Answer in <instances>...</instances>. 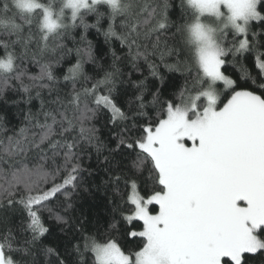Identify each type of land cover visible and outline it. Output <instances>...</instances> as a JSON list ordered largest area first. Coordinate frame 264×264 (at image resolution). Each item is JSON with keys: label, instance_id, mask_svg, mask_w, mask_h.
I'll return each mask as SVG.
<instances>
[{"label": "snow or ice", "instance_id": "1", "mask_svg": "<svg viewBox=\"0 0 264 264\" xmlns=\"http://www.w3.org/2000/svg\"><path fill=\"white\" fill-rule=\"evenodd\" d=\"M172 6L63 0L56 13L51 3L0 0V101L13 91L12 104L36 99L41 109L0 154V264H264V0H180V20ZM89 29L108 45L107 68ZM156 55L182 85L166 80ZM229 62L243 84L222 71ZM91 189L113 191L105 215L75 207ZM133 222L141 228L125 227Z\"/></svg>", "mask_w": 264, "mask_h": 264}, {"label": "trees", "instance_id": "2", "mask_svg": "<svg viewBox=\"0 0 264 264\" xmlns=\"http://www.w3.org/2000/svg\"><path fill=\"white\" fill-rule=\"evenodd\" d=\"M43 2L48 3V0H43ZM60 0H56V5H59ZM147 2L151 5H155L156 0H147ZM134 3L139 6L144 3V0H134ZM172 7L169 9L170 16L173 20H180V0H171ZM103 11H107V6H103L101 9ZM136 10H139V7H137ZM67 12V11H66ZM141 15H145L143 12H141ZM67 16L70 17V13H67ZM86 22L88 23H95V16L92 14H89L84 17ZM65 22H70V19H66ZM104 27L107 28V21L104 22ZM83 33V29H76L74 32V35H76V39L79 40L80 34ZM171 36V33L168 34ZM87 37L89 40L93 42V44L96 46V55L99 59V62L101 65L104 66V68H107L108 64L111 63V55L106 54L108 50V45L104 42V37L97 33L94 29H89L87 33ZM180 37L177 36L175 41H169L170 44H179ZM65 43H67L68 47H72V42L70 40H66ZM141 45L149 44L148 41H144L141 39L140 41ZM112 47L115 48L119 55L126 58V66L128 69L131 68V65L127 63L128 60L131 59L130 56H128V48L125 46L121 48L120 42L117 40H114L112 43ZM150 47V44H149ZM2 49H0V54H2ZM133 54H135V47L133 48ZM140 51H143V47H141ZM182 58H188V53H185L184 57ZM152 62H155L159 65V70L162 75L166 77V80H171L173 83H175L177 86L182 85L184 83V78L181 75V73L178 72H170L167 68L164 67V64L160 62L159 55H156L154 57L150 58ZM165 61L169 64L175 62V57L173 56H167L165 55ZM76 62V55L75 52L68 57L66 60H64L61 64V66L57 69V75L61 78L64 74L67 73L68 68H70L72 65H74ZM250 69H252V63L251 61L245 62ZM138 64L140 66L141 72L144 75H147L148 73V64L143 60L140 59L138 61ZM238 65H233L231 62L226 64L222 71H225L226 75H229L233 79H237L239 83L243 84V81H239V70ZM85 68L89 75H95L96 78H99L102 75V71L100 68L95 67L94 65H85ZM29 71L33 74L38 72V68H36L35 65L29 66ZM136 76H140V72L135 73ZM151 79V78H150ZM250 86V85H249ZM251 88H254V86H250ZM171 92V89H169V94ZM227 92V91H226ZM5 97L8 100V103H5L4 101H0V116H3L4 119L2 122H0V154H3L5 150L8 147V138L9 137H15V135L19 132V130L26 126L27 122L25 121L24 117L25 114L29 111L31 113L38 114L40 112V101L34 99L30 105H24L21 104L20 106H17L15 104H12L11 101L13 99H18V96L13 91H8L5 93ZM224 99V96H223ZM40 119L42 120L43 117L41 116ZM97 127L101 129V137L104 138L107 134V131L104 127V120H101L98 122ZM110 127V126H109ZM94 156V154H93ZM85 166H88L89 164L95 166V159L92 160L85 159L84 161ZM7 167V166H5ZM92 178H88L89 184L91 183ZM98 182V181H97ZM88 186V185H86ZM114 195L112 190H109L107 193L103 191H96L95 189H91L90 192H84L81 190L78 194L74 197V204L75 207L79 210H89L91 213H96L99 211L100 215H105L104 211V204L107 200L112 198ZM117 200H119V197H116ZM97 205H99V209H97ZM79 212H77V215ZM45 217H47V213H45ZM48 225L55 227L54 222L51 220H48ZM125 227H131L133 230H139L141 228V224L138 222H133L131 225H125ZM122 243L124 244L125 250H134L137 247L136 242H133L130 239L125 238L122 240Z\"/></svg>", "mask_w": 264, "mask_h": 264}, {"label": "clouds", "instance_id": "3", "mask_svg": "<svg viewBox=\"0 0 264 264\" xmlns=\"http://www.w3.org/2000/svg\"><path fill=\"white\" fill-rule=\"evenodd\" d=\"M36 2L39 3V4H48V3H51L52 6H53V11L56 12V13H58L60 11V9L62 8V6H63V0H60L58 6L56 5V0H48V3L43 2V0H36ZM65 11H67V10H65ZM188 38H189V40L191 42V46L193 47V49H195V47H196L195 40L191 38L190 34H189V37Z\"/></svg>", "mask_w": 264, "mask_h": 264}, {"label": "rangeland", "instance_id": "4", "mask_svg": "<svg viewBox=\"0 0 264 264\" xmlns=\"http://www.w3.org/2000/svg\"><path fill=\"white\" fill-rule=\"evenodd\" d=\"M217 87H218V89L222 92V93H225L226 94V89L224 88V86H223V84L222 83H219L218 85H217ZM223 96L224 95H222V99H223Z\"/></svg>", "mask_w": 264, "mask_h": 264}]
</instances>
